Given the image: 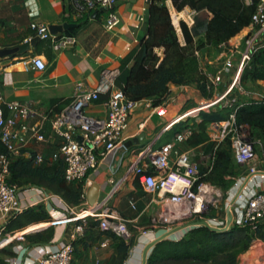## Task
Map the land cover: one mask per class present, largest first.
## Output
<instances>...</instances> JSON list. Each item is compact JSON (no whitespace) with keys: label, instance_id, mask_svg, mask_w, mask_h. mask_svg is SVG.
<instances>
[{"label":"built area","instance_id":"obj_1","mask_svg":"<svg viewBox=\"0 0 264 264\" xmlns=\"http://www.w3.org/2000/svg\"><path fill=\"white\" fill-rule=\"evenodd\" d=\"M118 1L68 0V4L70 15L76 22L89 18L94 13L105 12L103 26L109 31L119 24V17L113 10ZM240 2L243 7L252 9L250 29H257L245 41L241 62L231 81L233 87L241 89L243 71L252 61V57L264 49V0ZM29 28L33 37L48 41L54 51L71 50L76 45L75 36L53 35L49 32V27L43 23L32 22ZM224 45L226 43L220 47ZM195 55L199 56V53L196 52ZM29 66L37 71L46 68L40 57H33ZM117 74L114 71L103 73L94 90L77 94L50 119L51 131L60 140L52 158L61 165L64 182L79 184L86 180L99 162L122 143V135L128 127L132 112L137 106L142 105L149 109L154 108L159 117L168 116L169 123L173 122L170 127L176 129L165 143L157 145V141L153 140L140 148L129 170V173L134 174L141 189L156 197L154 203L161 210L159 220L173 224L172 228L165 231L145 233V236H149V241L159 240L171 232L182 231L179 235L166 239L180 240L192 229L205 226L224 233L236 227H247L251 232L263 228L264 140L250 126L236 123L235 112L243 103L237 97L232 95L227 97V93H219L204 103L198 102L181 116L169 117L164 106L152 107L149 99L138 102L129 100L122 88L115 86ZM205 75L212 86V91L215 92L220 75ZM102 93L109 94L105 103V117L94 118L87 115L85 108L96 103ZM256 101L264 102V95H259ZM6 107L7 115L0 103V144L4 150L0 153V217L3 219H9L23 211L18 200V187L10 181L11 163L24 154L23 145L27 135L44 141L40 134V126L27 124V121L36 114L30 105L12 102L7 103ZM214 107H225L230 110L226 121L208 123L211 130L208 141L216 143V147L224 138L230 141L236 173L225 177L226 181H232L226 190L205 179L212 168L214 152L206 155L198 148L185 147L186 140L192 135L191 123L193 121L202 123L200 113ZM47 117L42 116V120ZM30 157L35 163L43 162V157L39 154H31ZM202 160L205 163H201ZM79 193L81 201L85 202L86 189L82 188ZM130 205L134 208L133 203ZM61 213L63 214L52 218L50 224L73 222L66 241L57 247L51 245L41 247L36 261L32 264H72L75 246L84 236L86 219L90 216L98 221L99 229L116 235L126 243L131 239L124 219L107 204H99L89 209L87 213L77 215L68 207L62 206ZM24 240V232L9 233L0 242V249L4 245ZM101 246L106 247V241ZM237 264H264V242L255 238L249 249L239 255Z\"/></svg>","mask_w":264,"mask_h":264},{"label":"crops","instance_id":"obj_2","mask_svg":"<svg viewBox=\"0 0 264 264\" xmlns=\"http://www.w3.org/2000/svg\"><path fill=\"white\" fill-rule=\"evenodd\" d=\"M151 1L119 0L113 7L119 17V24L108 31L103 26L105 12L94 13L91 17L76 22L70 15L68 0H0V48L21 44L34 38L29 28L32 22L43 23L48 27L63 23L76 25L73 28L76 45L71 50L54 51L48 41L40 40L37 46L31 47L26 54L11 59H0V103L4 113L8 114L7 103L19 102L30 105L36 114L27 121V124H38L40 134L44 137V141H39L34 136L27 135L23 145L24 154L16 160L25 161L32 168L48 171L61 166L52 158L60 140L51 131L50 119L77 94L94 90L106 71L118 73L115 77V86L122 87L119 79L120 62L133 48L138 47L139 41L146 35L148 7ZM178 41L181 45L184 44L183 38L181 41L178 37ZM231 41L232 39L218 48L207 45L210 53L198 56L199 67L203 73L219 74L222 78L220 87H216L208 100L214 98L216 93H228L231 90L234 97H237L234 92L238 91L239 101H247L250 98L247 93L241 92L240 88L233 87L231 81L228 83L224 80L230 73L228 70L231 71L227 67L233 58L230 57L238 52L231 53ZM155 53L160 58L163 57L162 48L155 49ZM33 57H40L44 61L45 70L37 71L29 66ZM250 84L259 89L258 93H253L254 96L262 95L261 92L264 95V81H250ZM169 90L166 102L158 107L164 106L167 111L175 109L177 116L183 115L205 98L195 87L171 84ZM108 97L107 93L100 94L96 103L85 108V113L94 118H104ZM44 115L48 117L42 120ZM169 121L168 116L159 117L154 108L137 106L122 135V143L108 157L101 160L97 168L82 183H66L76 192L85 188L87 194L92 186H97L94 206L88 204L87 195L85 202L73 205L63 200L60 194L41 186L29 184L18 186V200L23 209L20 214L28 210L34 212L42 210L48 215L49 221L31 224L20 230H11L9 221L12 217L9 219L0 217V242L9 233H25L23 242H13L1 247L0 264H32L36 261L41 247L47 245L57 247L65 242L73 222L50 224L52 218L63 214L62 206L68 207L77 215L87 213L89 209L104 203L115 209L126 224L131 225L142 220L150 202L147 203V196L143 197V194L147 193L141 189L134 174L129 173V170L140 148L153 140L157 141V145L163 144L160 140L165 135L168 140L171 133L176 130L175 127L168 126ZM142 134L144 139L139 145L123 150L126 142ZM1 150L3 146L0 144ZM198 150L203 152L202 148ZM31 154L41 155L43 162L35 163L30 157ZM203 162L205 163L202 160L201 163ZM130 203L134 204V208ZM86 224L85 234L75 246L72 264H115L117 250L112 234L99 229L98 221L92 216L87 217ZM181 232H172L171 237ZM105 241L107 246L102 247Z\"/></svg>","mask_w":264,"mask_h":264},{"label":"trees","instance_id":"obj_3","mask_svg":"<svg viewBox=\"0 0 264 264\" xmlns=\"http://www.w3.org/2000/svg\"><path fill=\"white\" fill-rule=\"evenodd\" d=\"M156 1L159 0H152L148 7L146 35L139 41L138 47L133 48L120 62L119 79L123 92L133 102L149 99L152 107L166 102L171 84L194 85L203 97L211 96L212 89L207 88L208 80L202 74L199 59L194 54L200 47L196 45V39L203 33L205 44L218 48L250 25L252 9L243 7L240 0H172L177 11L185 7L195 11L193 26L188 27L183 22L179 25L184 42L181 45L168 9ZM74 32L75 29H70L64 35L74 36ZM157 48L163 49L162 58L155 53ZM241 78L242 81H264V49L252 57L251 66L243 71ZM214 120L217 119L205 117L202 123ZM235 121L238 125L250 126L264 140V102L243 103L235 112ZM231 168L236 169L227 139L215 150L212 168L205 179L211 184L220 185L225 182ZM10 173V181L17 187L37 185L60 194L63 200L73 205L81 202L80 193L64 182L61 166L48 171L15 160L11 163ZM48 221V215L42 210H28L13 216L9 226L11 230H20L31 224ZM111 236L116 242L115 264H123L130 244L114 234ZM255 238L264 242V227L253 232L247 227H236L226 233L197 227L180 240L157 242L146 264H237L238 256L249 249Z\"/></svg>","mask_w":264,"mask_h":264},{"label":"rangeland","instance_id":"obj_4","mask_svg":"<svg viewBox=\"0 0 264 264\" xmlns=\"http://www.w3.org/2000/svg\"><path fill=\"white\" fill-rule=\"evenodd\" d=\"M158 2L164 4L166 6V8L168 9L169 14H170L171 23L177 32V36L182 41V35L180 32V26L179 25L181 22H183L188 27L193 26V24H194L193 23V15H194L195 11L189 7H187L186 9L184 8L182 11H177L176 8L174 7L172 0H159ZM175 13H183L181 19L178 20L177 25L174 23V14ZM256 31H257L256 28L250 29V25H249L247 28H245L242 32H240L238 35H236L232 39V41H231V45H232L231 53H235L236 51H238V52L235 53L234 56L230 57V58L233 57L232 60L230 59L231 62H229V64L231 66L229 65L227 67H229L231 69V71L228 70L230 73L225 76V79H224L225 82L230 83V81L233 80L235 71L237 70L239 63L241 62L242 51H244L245 46H246L245 41L248 38H250L252 36V34L255 33ZM196 45L197 46L200 45V47L198 50H196L194 52V54L196 52H198L199 54L210 53V48L207 47V45L204 42V34L203 33L201 34L200 37H198L196 39ZM250 66H251V62L249 63V65L246 68L249 69ZM243 70H244V68H243ZM202 74L208 80L205 73L202 72ZM221 79L218 82V86H216L218 88L220 87V84L222 83ZM208 83H209V81H208ZM187 86L195 87L194 85H187ZM209 86H210V84H209ZM210 87H212V86H210ZM257 90H259V89L252 86L250 84V81H248V80L242 81V78H241V92L247 93L250 98L247 101H240V102L245 103V102H249V101H256L258 96H254L253 93H258ZM234 93L238 97V91H235ZM216 94H219V93H216ZM220 94H222V93L220 92ZM227 94H228L227 97L231 96L233 94V91L231 90ZM260 94H263V93L261 92ZM211 95H213L212 90H211ZM207 98H210V96ZM207 98L206 99L204 98L205 100L204 99L200 100V102L204 103V102L208 101ZM253 98H256V99H253ZM229 114H230V110L228 108L214 107V108H211L207 111H203L202 113H200L199 116L202 120H204L205 117H208V118H212V119H217V120H214L213 122H215V121L219 122V121H226L228 119ZM168 115L170 117L176 116L177 111L175 109L174 110L170 109V110H168ZM210 122H212V121H210ZM210 122H208V123H210ZM208 123H205V122L204 123H196L194 121L191 123L193 126V130H192V135L185 142L186 148H202L203 152L206 153V155H209V154L215 152V150L217 149L216 143H212V142L208 141L209 140L208 134L211 133V130L208 127ZM172 124H173V122H170L168 126H171ZM166 140H167V135L161 137L160 142L164 143V142H166ZM226 140H227V138H224V140L220 142V145L225 143ZM235 170H236L235 168H231L229 175L231 176L233 173L235 174ZM231 182L232 181H226L225 180L224 183H221L220 185H217V186L223 190H226L231 185ZM79 191H81V189ZM145 196H147V203L150 202V206L146 211H144L142 220H139L138 222L133 223L131 225L127 224V228L131 234V239L128 241V244H130V248L128 250L127 256H126L123 264H142L143 263L144 249L146 248V246L149 243H151L149 241V236L146 235L147 236L146 237L144 234L145 233H157V231H165L167 229L172 228V226H173V224H169L167 222L159 220V217L161 215V210L154 203V201L156 200V197H154L151 194H143V197H145ZM150 251L147 254V258L150 254ZM147 258H146V261H147ZM238 258H239V256H238ZM237 262H238V259H237Z\"/></svg>","mask_w":264,"mask_h":264},{"label":"water","instance_id":"obj_5","mask_svg":"<svg viewBox=\"0 0 264 264\" xmlns=\"http://www.w3.org/2000/svg\"><path fill=\"white\" fill-rule=\"evenodd\" d=\"M75 27H76L75 24H69V23H63L61 25H50L49 26V32L53 35H58V34H61L63 32H66L70 29H73ZM39 41H40L39 37H34V38H31L27 41H24L21 44H15V45H11L8 47L0 48V59H11V58H14L16 56L26 54L29 52L31 47L35 48L37 46V44L39 43ZM143 139H144V135L142 134V135H139L136 138L126 142L123 145V150L131 148L132 146L139 145ZM97 192H98L97 186H92L89 189L88 194H87V202L89 205L93 206L95 204ZM229 220H230V217H229ZM205 228H207L210 231L215 232V233H224V231L216 230V229L210 228L208 226H205ZM171 234H172V232L167 234L166 236H164L163 238H161L159 240H156V241L149 243L146 246V248L144 249V252H143V263L142 264L146 263L147 254L153 248V246L159 241L168 239L169 236H171Z\"/></svg>","mask_w":264,"mask_h":264},{"label":"bare ground","instance_id":"obj_6","mask_svg":"<svg viewBox=\"0 0 264 264\" xmlns=\"http://www.w3.org/2000/svg\"><path fill=\"white\" fill-rule=\"evenodd\" d=\"M183 13L174 14V23L177 25L179 19H181Z\"/></svg>","mask_w":264,"mask_h":264}]
</instances>
